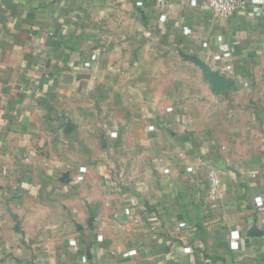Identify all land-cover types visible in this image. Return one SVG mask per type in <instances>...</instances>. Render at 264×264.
Segmentation results:
<instances>
[{
	"label": "crops",
	"instance_id": "1",
	"mask_svg": "<svg viewBox=\"0 0 264 264\" xmlns=\"http://www.w3.org/2000/svg\"><path fill=\"white\" fill-rule=\"evenodd\" d=\"M191 1L0 0V264H264V8Z\"/></svg>",
	"mask_w": 264,
	"mask_h": 264
},
{
	"label": "built area",
	"instance_id": "2",
	"mask_svg": "<svg viewBox=\"0 0 264 264\" xmlns=\"http://www.w3.org/2000/svg\"><path fill=\"white\" fill-rule=\"evenodd\" d=\"M195 3V0L191 1V4ZM208 7L213 17L229 18L239 12H246L251 7H256L257 9L264 8V0H209ZM209 179L211 181L212 191L216 192L222 184L220 177L215 172H210ZM256 203L259 206H263L264 199L257 197Z\"/></svg>",
	"mask_w": 264,
	"mask_h": 264
},
{
	"label": "water",
	"instance_id": "3",
	"mask_svg": "<svg viewBox=\"0 0 264 264\" xmlns=\"http://www.w3.org/2000/svg\"><path fill=\"white\" fill-rule=\"evenodd\" d=\"M192 60L201 67L205 78L209 81L212 86V90L215 93L223 92L235 84L233 79H230L226 75L222 74L219 70L213 69L202 59L198 57H192Z\"/></svg>",
	"mask_w": 264,
	"mask_h": 264
},
{
	"label": "rangeland",
	"instance_id": "4",
	"mask_svg": "<svg viewBox=\"0 0 264 264\" xmlns=\"http://www.w3.org/2000/svg\"><path fill=\"white\" fill-rule=\"evenodd\" d=\"M116 104L113 106L114 109L117 110L118 112V115H120L121 117H133V115L137 116V115H141V114H144L141 113V111H136L135 109L133 110L132 107H128V106H125L122 104V101L119 100L118 102L115 101ZM151 110L153 109H156L157 111L162 108V106L160 105H156V106H149ZM155 107V108H154ZM109 110H110V107H109ZM139 110V109H138ZM161 110V109H160ZM99 111L100 112H103L104 111V107L101 106L99 107ZM100 112H96V114H100ZM224 113H227L226 110L224 109V105H221L220 103H216L215 102V105H214V117H225L226 115ZM127 115V116H126ZM159 117V115H158ZM93 123H90V125H92ZM68 130L72 129V122L71 121H65V124H63ZM63 127V126H62ZM67 179V176H64L63 177V180H66ZM15 221H17L15 219Z\"/></svg>",
	"mask_w": 264,
	"mask_h": 264
}]
</instances>
